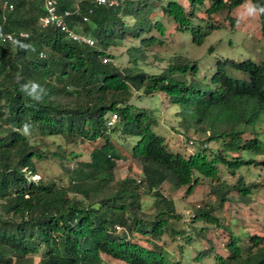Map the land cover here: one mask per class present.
Instances as JSON below:
<instances>
[{"label": "trees", "instance_id": "trees-1", "mask_svg": "<svg viewBox=\"0 0 264 264\" xmlns=\"http://www.w3.org/2000/svg\"><path fill=\"white\" fill-rule=\"evenodd\" d=\"M3 1L1 32L28 36H19L17 43L0 37V264H32L36 254L41 255L39 264H110L103 256L123 264H182L170 261L161 245L168 229L178 233L168 222L180 219L162 185L187 186L190 194L204 178L219 180V164L231 173L245 165L264 168V160L237 155L264 153L257 136L243 138L244 127H253L264 115V55L257 62L218 60L211 78L214 87L205 88L195 80L197 62L185 56H173L150 76L130 66L118 69L103 62L109 46L128 33L145 47L162 44L155 35L141 36L151 30L164 36L166 29L163 22L150 19L154 4L147 0H118L113 6L59 0L60 9L78 6L79 14L69 20L78 32L94 39V46L72 41L57 28H43V0H12V10H6ZM187 1L189 11L178 1H169L162 9L176 30L191 32L197 45L206 35L201 24L193 23L195 18L209 20V32L221 26L214 16L223 12L234 26L231 12L247 1L259 12L264 35V0H210L208 6L206 0ZM199 9L207 19L197 17ZM126 18L133 20L134 29ZM135 52L130 53L133 59L138 56ZM228 67L246 78L231 76ZM134 89L144 95L161 93L179 106L178 124L186 143L197 146L193 153L171 151L165 137L153 131L151 114L130 103ZM111 113H117L118 119L108 126ZM31 133L88 142L92 150L88 160L65 167L67 185L32 179L37 174L36 160L45 154L31 141ZM113 133L137 138L130 152L141 162L139 178H114L117 161L124 155ZM190 133L204 137L196 143L188 138ZM211 140H221L222 145L207 153L201 147ZM229 153L234 154L231 159ZM237 182L245 197L260 186L246 185L241 177ZM217 184L209 192L228 201L225 184ZM145 194L154 198L153 212L144 209ZM214 206L195 205L192 220L218 222ZM246 240L247 246H241V237L230 234L227 255L216 253L214 264H264V235L249 234ZM211 251V247L199 251L196 259Z\"/></svg>", "mask_w": 264, "mask_h": 264}, {"label": "rangeland", "instance_id": "rangeland-1", "mask_svg": "<svg viewBox=\"0 0 264 264\" xmlns=\"http://www.w3.org/2000/svg\"><path fill=\"white\" fill-rule=\"evenodd\" d=\"M135 1V0H134ZM153 3L154 10L150 14L152 22L161 21L164 23L165 35L160 36L155 30L142 32V37L155 35L162 44L154 43L145 47L140 39L132 37L129 33L125 34L121 40L116 41L107 49L108 57L106 62L114 65L118 69L127 66L133 70L145 72L148 76L159 73L167 66L173 56H185L189 60H195L198 65V73L195 80L199 81L205 88H213L211 78L216 69V63L220 59H232L242 61L251 59L258 61L264 55V35L261 30L260 15L250 1L243 3L231 12L235 18V25L225 18L226 13H218L214 16L221 26L218 29L207 31L209 20L204 22L197 18L194 24L202 25V32L206 35L203 43L197 45L192 40L190 31L180 32L176 30L174 22L163 12V5L169 1H178L186 10H191L187 0H147ZM210 0L205 1L208 6ZM197 17L207 19L203 10L196 11ZM130 28L136 25L133 20L126 18ZM212 21V20H211ZM211 23V22H210ZM219 24V23H218ZM134 51L135 59L131 58L130 53ZM134 57V56H133ZM132 59V60H131ZM104 62V61H103ZM231 76L246 78L245 74L228 67ZM188 80L190 75L186 77ZM133 96L130 103L136 107L146 109L155 120L153 131L165 137L171 151L182 154H190L197 146H187L186 137L182 134L179 126V118L176 112L179 106L171 103L161 93L144 95L142 90H132ZM243 138L248 139L257 136L264 145V115L253 127H244ZM30 139L36 142L43 150L45 158L36 160L37 174L32 179L43 178L46 181H55L58 185L69 183V174L65 167H75L77 162L88 160L92 145L88 142L74 141L73 138L64 139L60 136H41L31 133ZM206 136V134H205ZM181 137L183 140H181ZM204 137L196 133H190L188 138L194 139L196 143ZM112 139L124 155L122 160L117 161L114 171V178L120 179L125 176L139 178L141 162L138 158L131 155V147L137 140L136 137H124L113 133ZM190 145V143L188 142ZM130 145V146H129ZM193 145V144H192ZM207 153H211L221 148V140H211L207 142ZM70 153L78 155L70 158ZM65 155L66 157H62ZM234 154L229 153L231 159ZM244 160H264V153L241 152ZM219 180L214 181L204 178L203 182L197 185L193 192L187 194V186L176 187L170 182H164L163 192L173 198L177 213L180 215L178 220L168 222L170 228L178 233H173L168 229L162 237L161 245L166 250V255L170 261H180L182 264H214L215 253L223 256L227 255L226 243L230 234L241 237V246H247L246 235H264V168L253 165L242 166L234 173L223 164H219ZM241 177L246 185H260L252 188V192L247 196L240 193V185L237 180ZM225 184L228 201H221L215 193L209 192L211 185L219 186L217 183ZM223 182V183H222ZM262 185V186H261ZM223 192V191H222ZM144 209L150 213L154 210V198L150 194L142 197ZM202 203V204H201ZM212 203L215 205L214 213L220 219L215 223H207L202 220H192L195 205ZM139 237L138 234L134 236ZM212 251L208 256L197 260L199 251L208 248ZM40 254L33 255L32 264H39ZM110 264H123L124 262L103 256Z\"/></svg>", "mask_w": 264, "mask_h": 264}, {"label": "built area", "instance_id": "built-area-1", "mask_svg": "<svg viewBox=\"0 0 264 264\" xmlns=\"http://www.w3.org/2000/svg\"><path fill=\"white\" fill-rule=\"evenodd\" d=\"M97 5H107L113 6L118 4V0H91ZM3 6L6 10H12L14 4L12 0H4ZM44 15L40 18V24L43 28L45 27H54L63 32L66 37L72 41H76L82 44L94 46L95 41L92 37L87 34L80 33L77 31L75 25H73L69 19L73 15L79 14L78 6H75V9H60L59 0H43ZM91 12V9H89ZM83 21H87L88 17L86 15L82 16ZM27 37L26 32L16 33H2L0 27V37L3 41L17 43L18 37ZM43 56V54H41ZM106 59H104L105 61ZM117 115L113 113L107 121V125L112 126L116 119Z\"/></svg>", "mask_w": 264, "mask_h": 264}, {"label": "clouds", "instance_id": "clouds-1", "mask_svg": "<svg viewBox=\"0 0 264 264\" xmlns=\"http://www.w3.org/2000/svg\"><path fill=\"white\" fill-rule=\"evenodd\" d=\"M104 59H106V58H104ZM104 59H103V61H104ZM104 62H106V61H104ZM112 114H113V113L110 114V117H111ZM115 114L117 115V113H115ZM110 117H109V118H110ZM117 117H118V116H117ZM109 118H108V119H109ZM117 119H118V118H117ZM117 119H116V121H117ZM116 121H115V122H116ZM108 126H109V125H108ZM182 138H184V137H181V140H183ZM188 142L190 143V145L187 144V143L185 142L186 145H187V146H191V142H190V141H188ZM201 148H208L207 142H205V143L202 145ZM191 153H193V151H192ZM138 181H139V180H138ZM116 228L119 230V229H120V226L118 225ZM215 254H216V253H215Z\"/></svg>", "mask_w": 264, "mask_h": 264}]
</instances>
